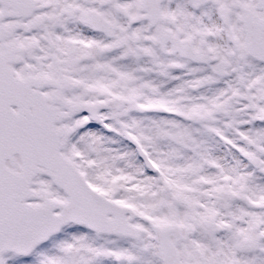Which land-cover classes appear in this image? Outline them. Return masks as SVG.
Returning a JSON list of instances; mask_svg holds the SVG:
<instances>
[{"label": "snow or ice", "instance_id": "obj_1", "mask_svg": "<svg viewBox=\"0 0 264 264\" xmlns=\"http://www.w3.org/2000/svg\"><path fill=\"white\" fill-rule=\"evenodd\" d=\"M0 264H264V0H0Z\"/></svg>", "mask_w": 264, "mask_h": 264}]
</instances>
